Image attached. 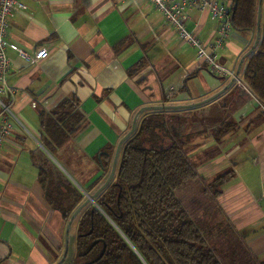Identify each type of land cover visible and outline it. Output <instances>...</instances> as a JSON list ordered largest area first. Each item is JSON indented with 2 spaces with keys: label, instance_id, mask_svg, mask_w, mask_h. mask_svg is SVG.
I'll list each match as a JSON object with an SVG mask.
<instances>
[{
  "label": "crops",
  "instance_id": "1",
  "mask_svg": "<svg viewBox=\"0 0 264 264\" xmlns=\"http://www.w3.org/2000/svg\"><path fill=\"white\" fill-rule=\"evenodd\" d=\"M20 1L27 7L10 21V43L49 54L30 62L8 49L14 100L9 95L5 101L13 127L0 154V264H57L63 258L68 222L46 202L32 155L46 151L39 109L50 110L66 97L80 100L86 125L56 155L80 187L102 174L93 158L108 146L116 151L137 114L138 124L150 110L199 108L235 121L237 128L220 142L203 132L188 146L205 181L233 171L220 194L214 197L197 177L177 195L223 264H263L264 105L258 97L214 74L150 0ZM189 15L188 29L214 41L217 22L210 11ZM255 39L234 29L217 51L219 61L237 71ZM200 137L206 139L196 141Z\"/></svg>",
  "mask_w": 264,
  "mask_h": 264
},
{
  "label": "trees",
  "instance_id": "2",
  "mask_svg": "<svg viewBox=\"0 0 264 264\" xmlns=\"http://www.w3.org/2000/svg\"><path fill=\"white\" fill-rule=\"evenodd\" d=\"M230 7L234 29L256 36L259 0H232ZM241 79L264 105V0L260 40L246 58ZM39 110L46 151H37L32 157L46 202L68 222L87 200L85 192L94 194L109 177L114 146L95 155L93 160L102 174L83 185L84 191L55 159L56 152L86 125L80 100L66 97L50 110ZM219 113L215 111L211 117L199 108H172L144 114L122 143L112 180L74 219L77 239L71 264H223L177 195L188 180L198 177L217 197L232 174L227 170L205 181L188 150L203 132H210L220 142L237 128L235 121ZM104 247L103 256L90 263Z\"/></svg>",
  "mask_w": 264,
  "mask_h": 264
},
{
  "label": "built area",
  "instance_id": "3",
  "mask_svg": "<svg viewBox=\"0 0 264 264\" xmlns=\"http://www.w3.org/2000/svg\"><path fill=\"white\" fill-rule=\"evenodd\" d=\"M164 15L168 23L175 29L180 39L193 46L197 50V57L214 74L221 77H230L235 82L244 86L237 71L219 61L218 49L225 46L232 31L231 7L220 0H150ZM27 6L20 0H0V154L13 127L10 115H13L10 105L5 101L9 95L14 100V90L10 85L8 76L11 70V59L8 55L10 47L16 49L21 57L30 62H38L45 58L49 52L47 48H39L32 52L19 47L9 41L10 21L18 10ZM192 9H208L211 16L217 22V37L212 42L201 40L194 32L188 29L187 21Z\"/></svg>",
  "mask_w": 264,
  "mask_h": 264
},
{
  "label": "water",
  "instance_id": "4",
  "mask_svg": "<svg viewBox=\"0 0 264 264\" xmlns=\"http://www.w3.org/2000/svg\"><path fill=\"white\" fill-rule=\"evenodd\" d=\"M262 2L263 0H259V9H258V19H257V34H256V39L254 41V44L253 46L251 47V49L246 53V55L242 58L240 64H239V67L237 69V74L240 73V69H241V66H242V62L243 60L256 48L259 40H260V36H261V18H262ZM235 80H232V83L234 82ZM137 116L138 114L136 115V117L134 118L133 120V123H132V127L131 129L126 133V135L121 139V141L118 143L117 145V148H116V151L114 153V158H113V164H112V169H111V173L109 175V177L106 179V181L101 185V187H99V189L94 193V194H89V193H86V196H87V200L82 203L75 211L74 213L71 215L70 217V220L68 221L67 223V227H66V246H65V252H64V255H63V258L61 259V261L57 264H62L64 262V260L66 259V256L68 254V251H69V233H70V229H71V225L76 217V215L79 213V211L84 207V205L89 202V201H92L94 202V198L95 196L100 192L102 191L109 183L110 181L112 180L114 174H115V170H116V167H117V162H118V158H119V154H120V150H121V146H122V143L124 142V140L129 136L131 135L135 129H136V126H137ZM62 168V167H61ZM63 169V168H62ZM92 229L90 230L89 233H91ZM96 243V241L92 244V246ZM105 249L106 247H104L102 253L94 260L90 261L91 262H94L96 260H98L99 258H101L105 252ZM81 264H85V263H81Z\"/></svg>",
  "mask_w": 264,
  "mask_h": 264
},
{
  "label": "rangeland",
  "instance_id": "5",
  "mask_svg": "<svg viewBox=\"0 0 264 264\" xmlns=\"http://www.w3.org/2000/svg\"><path fill=\"white\" fill-rule=\"evenodd\" d=\"M202 139H206V138L200 137L196 141H203ZM55 156H56L57 161L59 163L65 164V163H63V158L62 157H60L59 155L58 156L55 155ZM104 180H105V178L102 181H104ZM102 181L98 185H100L102 183ZM76 183L80 187V184L78 183V180H77ZM81 189L85 191V189L83 188V185H81ZM85 194H86V192H85ZM76 239H77V227H76V224H75V221H74L73 225H72V227L70 229V234H69V252H68V255H67L66 262L64 264H71L73 262L74 254L76 252Z\"/></svg>",
  "mask_w": 264,
  "mask_h": 264
}]
</instances>
